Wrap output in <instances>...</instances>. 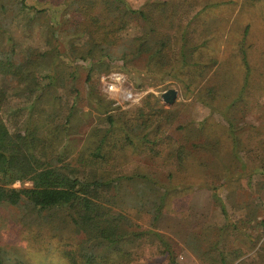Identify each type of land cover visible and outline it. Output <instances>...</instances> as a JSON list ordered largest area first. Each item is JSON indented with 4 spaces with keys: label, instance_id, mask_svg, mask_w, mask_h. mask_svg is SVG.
I'll use <instances>...</instances> for the list:
<instances>
[{
    "label": "rangeland",
    "instance_id": "374dc122",
    "mask_svg": "<svg viewBox=\"0 0 264 264\" xmlns=\"http://www.w3.org/2000/svg\"><path fill=\"white\" fill-rule=\"evenodd\" d=\"M14 1L0 0V52L14 49V57L20 60L28 55L36 60L46 55L48 59L42 57L41 66L32 64L34 72L44 77L42 84L50 81L48 74L59 73V79L65 80L62 87L70 92L61 93L63 106L41 104L36 100L40 88L35 82L30 90L27 79L20 83L0 76V110L11 131L39 125L37 131L45 137L43 141L49 142L50 153L63 159L59 165L70 162L86 175L94 167L90 166L88 153L108 128L103 120L106 109L111 107L108 113L116 116L136 118V108L153 94L160 108L175 113L170 120L162 114L159 117L164 141L144 152L128 148L111 166L98 165L97 170L103 177L148 175L166 194V205L154 227L149 213L130 203L123 204L122 199L129 198L128 194L137 188L126 178L116 191L118 204L113 209L127 216L132 230L162 233L175 248L177 264H264V226L260 223L264 217V0H167L164 6L152 0H123L133 9L143 8L151 17V28L146 30L153 44L165 40V58L162 65L153 68L147 54L134 56L129 51L124 55L119 49L112 53L117 63L113 61L102 72L96 70L91 81L86 79L90 60L75 58L70 38L74 27L72 30L67 23L69 19L85 18L87 12L95 13V8L81 9L89 0H27L30 7L23 10L13 8ZM90 1L102 4L96 7L98 13L105 6L107 19L103 0ZM200 8L204 11L193 19ZM109 11L111 16L119 13L114 5ZM160 15H166L167 20L159 22ZM133 18L130 32L124 31L121 36H133L145 24L141 16ZM187 35L191 46L204 51L199 61L210 62L201 82L219 88L218 96L215 92L208 95L216 101L203 96L208 105L198 100L197 91L187 93L171 69L181 65L189 73L194 68L181 61V38ZM96 39L98 35L93 37ZM243 50L247 63L243 62ZM57 51L63 54V60ZM115 75L124 77L121 90L139 93L138 103L124 100L121 92L114 97L109 93L105 83H116ZM184 78L188 82L190 75ZM75 85L80 93L75 94ZM243 88L244 97L238 102L236 98ZM169 89L178 91L174 104L162 97ZM70 93L69 99L78 104L72 120L67 122ZM96 94L101 96L99 103ZM234 103L235 112L229 108ZM228 117L235 119L234 133ZM201 123L202 128L206 125V132L190 136L188 131L201 130ZM180 144L186 147L183 157L175 152ZM244 169L249 174H244ZM22 185L31 186L32 182L22 184L18 180L13 187ZM48 215L31 206L0 204V257L5 264H69L63 250L76 248L73 243L82 240L84 234L77 232L72 222L63 223L60 212L57 225ZM141 243V248H130L140 256L134 264L160 261L157 241L148 238ZM100 248L105 250L104 246Z\"/></svg>",
    "mask_w": 264,
    "mask_h": 264
},
{
    "label": "trees",
    "instance_id": "16d2710c",
    "mask_svg": "<svg viewBox=\"0 0 264 264\" xmlns=\"http://www.w3.org/2000/svg\"><path fill=\"white\" fill-rule=\"evenodd\" d=\"M152 1L161 6L167 4V0H163L164 2ZM103 4H106L107 19L104 12L105 6L101 7L102 13H98L96 7H100L102 4L98 1L91 2L89 0L86 8L84 4L81 9L86 11L89 7L95 8V13L87 12L83 15L85 16L83 19L76 18V20L69 19L67 21L72 25V30L74 27L73 31L70 30V38L72 37V50L74 47L75 58L82 59L83 62L90 60L91 66L87 70L86 79L91 81V76L96 70L102 72L107 67L110 68L113 61H115L113 63H117L112 53L119 49L124 51V55L129 51L134 56L142 53L147 54L150 59V66L153 68L162 65L165 58L163 52L167 46L164 45L165 40L157 41L155 44L150 40V31L146 30V27L151 28L152 19L147 12L143 8L133 9L123 0H103ZM13 5V8H22V10L30 7L27 0H15ZM112 5L119 10L117 16L109 15ZM31 8L35 7L31 6ZM203 11L204 8L197 10L193 19H197ZM134 15L141 16L145 24L133 36H121L124 31L130 32L129 25L133 22ZM166 17V15L162 17L160 15L158 21L165 22ZM97 35L100 40L94 41L93 37ZM90 37L92 40L88 39ZM181 39L183 49L181 61L194 68L187 73L184 68L180 67L181 65L178 68L173 66L172 72L178 79H181L182 88L187 93L197 91V97H200L198 100L208 105L203 96L211 97L213 101H216L214 96L208 95L215 92L217 93L215 96H218L219 92L217 86H209V83L203 84L201 82L205 78L210 62L199 61L203 57L204 51L199 50L200 47L191 46L188 35ZM1 42L2 40H0V44ZM206 42L207 40H204V43ZM77 45L78 47H76ZM11 51L0 52V76L17 79L20 83L27 79L29 81L27 87H30V90L33 89L31 83L35 82L40 88L36 95L37 101H41V104L52 102L53 105L63 106L61 93L70 92L69 89L62 87L65 80L59 79V73L57 75L52 73L47 75L50 81L42 84L44 77H41L38 72H34L35 69L32 64L35 63L36 67L41 66L42 57L45 61L48 59L47 56L40 55L39 59L36 60L28 55L20 60L18 57H14V49ZM57 53L59 58L63 60V54L61 55L60 51ZM242 53L243 62L247 63L244 50ZM122 64L125 65V63ZM105 65L107 66L104 68ZM188 75H190V80L187 82L184 77H188ZM197 79H200L199 82ZM74 91L75 94L80 93L76 85ZM243 93L244 88L236 98L238 102L243 99ZM99 95L96 94L99 97L98 103L101 101ZM69 96L72 94L67 96V107H69L65 117L67 122L72 120L78 104L76 100L69 99ZM236 104H229V108L234 109L233 112L237 110L235 109L237 108ZM111 110V107L106 109L107 115L103 119L108 125L105 136L93 143L94 146L92 145L91 151L88 153L90 166L93 164L94 167L90 168L86 175L81 174L79 166L72 165L70 162L59 165L63 159L61 156L50 153L49 142L43 141L45 137H41L37 131L39 125L35 124L33 129L27 128L24 131L12 132L4 121L0 110V204L31 206L40 214L49 212L48 219L51 218L52 224L55 225L59 220L58 212L61 213L60 217L61 220H64L63 223L72 222L77 232L84 234V238L77 244L73 243L76 248L63 250V256L69 264H134V261L140 256L138 253H133L130 248L135 245L137 248H141L140 243L148 238L153 242L157 241L160 249L157 257L160 258V261L156 260L148 264H177L175 248L168 239L164 238L162 233L154 229L132 230L130 229L131 222L126 218L127 216L113 209V205L118 204L116 191L122 187V182L127 178L137 188H133V194L132 192L128 194L129 198L122 199L123 204L129 205L130 203L139 211L149 213L152 216V224L156 227L166 205V194L160 190L158 182L148 175L129 176L121 173L103 177L97 170L98 165H106L107 163L108 166H111V162L118 160V155L122 157L123 152L125 153L128 148H138L140 152L154 149L160 140L164 141L161 130L162 123L159 117L162 114L170 120L175 113L173 110L160 108L158 100L154 98L153 94H148L143 103L136 108V118H129L126 114L116 116L114 113H108ZM50 115L47 117L50 118ZM228 122H230L232 133H234L235 119L228 117ZM202 125L203 123H201V130L193 128L188 131L190 136L194 135V132L205 133L207 127L204 125L202 128ZM52 129H49V132ZM55 131L56 129L52 130V133ZM97 135L99 139L98 132ZM167 139L169 140V137ZM102 143L106 145L103 147ZM235 147L237 148V142ZM175 152L178 156L183 157L186 153V147L180 144ZM79 162H82L81 158H79ZM244 174H249L246 169H244ZM18 180L22 184L31 181L32 185L13 187V184ZM149 191L150 193H147ZM50 212H54L56 215ZM54 217H56V221H54ZM38 223L42 226L41 221ZM260 223L264 226V217ZM139 241L141 242L139 243ZM101 246H104V251L100 248ZM0 264H5L1 257Z\"/></svg>",
    "mask_w": 264,
    "mask_h": 264
},
{
    "label": "clouds",
    "instance_id": "9594fccd",
    "mask_svg": "<svg viewBox=\"0 0 264 264\" xmlns=\"http://www.w3.org/2000/svg\"><path fill=\"white\" fill-rule=\"evenodd\" d=\"M116 83L109 85L108 91L109 93H111L113 95V97L121 92V88L119 87V85L123 84L124 81V77H122L121 75H115L114 77ZM127 98H131V93H129V96ZM139 102V97L137 96L134 100L133 103H138Z\"/></svg>",
    "mask_w": 264,
    "mask_h": 264
},
{
    "label": "water",
    "instance_id": "95a60500",
    "mask_svg": "<svg viewBox=\"0 0 264 264\" xmlns=\"http://www.w3.org/2000/svg\"><path fill=\"white\" fill-rule=\"evenodd\" d=\"M162 97L168 104H174L178 97V91L176 89H169L162 94Z\"/></svg>",
    "mask_w": 264,
    "mask_h": 264
},
{
    "label": "built area",
    "instance_id": "2783aa9c",
    "mask_svg": "<svg viewBox=\"0 0 264 264\" xmlns=\"http://www.w3.org/2000/svg\"><path fill=\"white\" fill-rule=\"evenodd\" d=\"M105 85L107 86V88H109V85L112 84L105 83ZM129 93H131V98H127L129 96ZM121 95L124 100L133 101L139 95V93L131 89H125V90H121Z\"/></svg>",
    "mask_w": 264,
    "mask_h": 264
}]
</instances>
